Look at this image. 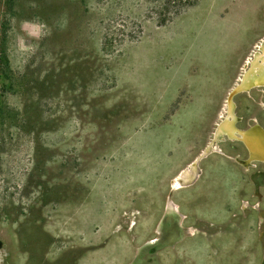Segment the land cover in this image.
<instances>
[{
  "label": "rangeland",
  "instance_id": "obj_1",
  "mask_svg": "<svg viewBox=\"0 0 264 264\" xmlns=\"http://www.w3.org/2000/svg\"><path fill=\"white\" fill-rule=\"evenodd\" d=\"M263 35L264 0H0V264H264L238 140L176 190ZM233 102L264 128L262 89Z\"/></svg>",
  "mask_w": 264,
  "mask_h": 264
},
{
  "label": "bare ground",
  "instance_id": "obj_2",
  "mask_svg": "<svg viewBox=\"0 0 264 264\" xmlns=\"http://www.w3.org/2000/svg\"><path fill=\"white\" fill-rule=\"evenodd\" d=\"M228 41V40H227ZM227 45H229L227 43ZM229 50V46L226 47ZM226 50L225 55L228 54ZM256 89L264 90V37L260 39L254 46L253 52L248 55L243 65L241 66V72L237 78L236 84H234L229 92L236 91V95L241 93L250 92ZM227 92V93H229ZM233 107L229 96L225 98L223 113H220V120L215 126L214 141L210 142L206 150L202 152L201 156L206 155L208 152L218 151L216 142L221 138L228 137L231 140H238L243 146L244 150L249 152V159L241 160L237 157V161L249 167L252 163L264 164V128L257 122L252 123L245 129H239L237 124L239 118L235 113H232ZM226 109L227 113L225 112ZM225 113V114H224ZM228 114V117L226 116ZM199 156V155H198ZM199 157L192 163V165L183 171L178 178V183L187 184L188 180H191L192 176L197 174V164Z\"/></svg>",
  "mask_w": 264,
  "mask_h": 264
},
{
  "label": "crops",
  "instance_id": "obj_3",
  "mask_svg": "<svg viewBox=\"0 0 264 264\" xmlns=\"http://www.w3.org/2000/svg\"><path fill=\"white\" fill-rule=\"evenodd\" d=\"M225 114V113H224ZM220 120V118H219V116H218V120L216 121V125H217V122ZM239 127V126H238ZM240 128V127H239ZM241 129H244V128H241ZM212 136V135H211ZM211 139V138H210ZM230 142H232V141H230ZM235 142H237V141H235ZM237 143H239V142H237ZM240 144V143H239ZM241 145V144H240ZM242 146V145H241ZM243 147V146H242ZM244 149V148H243ZM245 151V150H244ZM210 154H213V153H209L207 156H209ZM218 154H220V153H218ZM221 155H224L223 154V152L221 151ZM206 156V157H207ZM205 157V158H206ZM240 158L241 160H245V158H246V156L244 157V158H241V157H239V156H237V155H234L233 157H231V159L238 165V166H240V167H242L244 170H246V171H248L249 169L247 168V166H245L244 165V162H242V163H240V162H236V158ZM198 166H199V164H198ZM199 168V167H198ZM176 175V174H175ZM174 175V176H175ZM200 175H201V170H200V168H199V172H198V175L197 176H195L194 177V179L193 180H188V184L187 185H184V184H181L182 186H179L176 190H178V189H181V188H186V187H189L190 185H192L196 180H198L199 179V177H200ZM174 176L172 177V178H174ZM171 182H172V179H170L169 180V183H170V186H171V191H172V184H171ZM170 189V188H169ZM175 190V191H176ZM177 210H178V208H177Z\"/></svg>",
  "mask_w": 264,
  "mask_h": 264
},
{
  "label": "trees",
  "instance_id": "obj_4",
  "mask_svg": "<svg viewBox=\"0 0 264 264\" xmlns=\"http://www.w3.org/2000/svg\"><path fill=\"white\" fill-rule=\"evenodd\" d=\"M0 70H1V75L3 76V79L5 80H8L9 81V78H8V72H9V66H8V58H7V55H6V52L3 48H1L0 50ZM2 105L0 107V118L3 116L4 112H3V109H2Z\"/></svg>",
  "mask_w": 264,
  "mask_h": 264
},
{
  "label": "water",
  "instance_id": "obj_5",
  "mask_svg": "<svg viewBox=\"0 0 264 264\" xmlns=\"http://www.w3.org/2000/svg\"><path fill=\"white\" fill-rule=\"evenodd\" d=\"M236 91H231V92H229V93H227V97L229 96V99H230V101L232 102V104H233V107L231 108V111H232V113H235V104H234V102H233V99H234V97L236 96ZM227 111H229L228 109H226V113H227ZM226 116L228 117V114H226ZM216 125V123L214 124V126ZM215 128H213V131H212V136H214V133H215ZM211 139H212V142L214 141V137L212 138L211 137ZM249 152H248V150H247V152H246V157H247V159H249ZM203 157L204 156H199V160H198V162H200L202 159H203ZM169 187H170V190H171V186H170V183H169Z\"/></svg>",
  "mask_w": 264,
  "mask_h": 264
},
{
  "label": "flooded vegetation",
  "instance_id": "obj_6",
  "mask_svg": "<svg viewBox=\"0 0 264 264\" xmlns=\"http://www.w3.org/2000/svg\"><path fill=\"white\" fill-rule=\"evenodd\" d=\"M262 37H264V35L262 36ZM263 90V89H262ZM264 91V90H263Z\"/></svg>",
  "mask_w": 264,
  "mask_h": 264
}]
</instances>
